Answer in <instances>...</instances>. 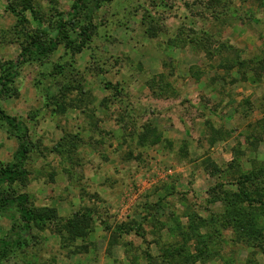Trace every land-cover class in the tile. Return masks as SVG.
Instances as JSON below:
<instances>
[{"label":"rangeland","instance_id":"374dc122","mask_svg":"<svg viewBox=\"0 0 264 264\" xmlns=\"http://www.w3.org/2000/svg\"><path fill=\"white\" fill-rule=\"evenodd\" d=\"M76 1L0 0V76ZM87 13L92 33L24 62L0 100L32 141L8 193L50 216L0 264H264V0ZM17 146L0 121V163ZM18 220L0 212V240Z\"/></svg>","mask_w":264,"mask_h":264},{"label":"trees","instance_id":"16d2710c","mask_svg":"<svg viewBox=\"0 0 264 264\" xmlns=\"http://www.w3.org/2000/svg\"><path fill=\"white\" fill-rule=\"evenodd\" d=\"M112 0H78L68 12L58 14L57 21L50 32L39 28V36H35L22 50L16 61L7 63L0 76V100L6 97L11 85L19 75V68L24 62L31 58L44 59L53 54L58 48L65 44L72 47L77 37H87L95 29L92 15L87 13L88 7L93 6L94 12L98 11L103 4ZM8 10L18 19L24 21L27 11L34 12L30 5H25L22 10L9 7ZM40 21L37 17H35ZM73 34V35H72ZM47 37V39H44ZM76 37V38H77ZM0 121L3 122L17 139L18 146L14 152L13 160L9 163H0V212L8 214L14 209L19 214V220L14 225L9 236L0 240V261L4 260L15 249L21 248L26 238L32 233L33 224H39L49 220L50 216L45 210L34 211L27 207L28 195L17 196L8 193L10 188L18 182L25 181L28 177L27 162L32 147L30 129L27 124L4 112L0 107ZM9 189V190H8Z\"/></svg>","mask_w":264,"mask_h":264}]
</instances>
